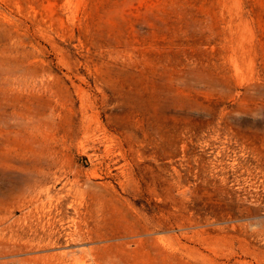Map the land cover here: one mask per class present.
Returning a JSON list of instances; mask_svg holds the SVG:
<instances>
[{"label":"rangeland","instance_id":"1","mask_svg":"<svg viewBox=\"0 0 264 264\" xmlns=\"http://www.w3.org/2000/svg\"><path fill=\"white\" fill-rule=\"evenodd\" d=\"M0 264H264V0H0Z\"/></svg>","mask_w":264,"mask_h":264}]
</instances>
